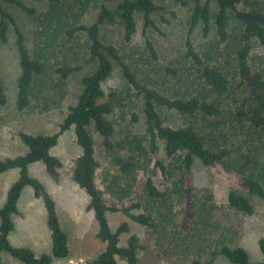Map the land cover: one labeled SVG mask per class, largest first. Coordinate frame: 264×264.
Returning <instances> with one entry per match:
<instances>
[{
    "label": "trees",
    "instance_id": "trees-1",
    "mask_svg": "<svg viewBox=\"0 0 264 264\" xmlns=\"http://www.w3.org/2000/svg\"><path fill=\"white\" fill-rule=\"evenodd\" d=\"M6 1L29 14L36 13L35 8L21 0ZM109 1L48 0V8L39 16L32 50L13 15L0 3V40H7L9 22L14 24L17 36L21 71L16 105L20 111L29 108L48 111L53 107L44 101L42 94L50 73L65 83L84 67V63L74 64L69 58L84 52L86 63L96 66L82 75V90L57 132L22 131L20 137L28 151L0 159V174L19 170V178L10 186L0 207V264H4V252L24 264H53L54 257L70 256L69 236L62 227L56 201L29 169L31 164L42 162L47 174L60 181L63 163L51 150L70 128L74 129L82 149L73 161L72 178L88 194L86 208L93 212L98 222L97 237L105 244L87 264H118L119 258L127 264H141L139 251L150 250L154 243L158 254L188 256L191 250L208 243V234L218 229L215 224L218 206L213 194L199 197L196 193L191 178L196 159L227 177L230 184L227 205L231 209L253 215L256 213L253 197L264 201V70L257 67L253 58L255 40L264 49V0H193V3L171 0L191 4V14L186 52L164 68L165 76H170V81L175 79L169 92L142 79L118 45L104 34V27L120 22L125 42L131 43L137 32L138 15H142L145 29L159 31L153 16L165 7L158 0H119L115 6ZM92 5L98 6L97 17L88 23L84 17ZM198 25L205 38L213 30L215 38H209V45L201 51L191 37ZM145 44L147 54L157 62L158 51L146 33ZM117 65L125 82L122 88L107 91L104 84ZM133 97L140 102L145 130L136 132L130 127L115 140L116 122L109 116L118 114L124 120L127 110H131L132 123H140V114L132 109ZM7 101L0 77V106ZM166 112L183 115L185 122L178 126L168 124ZM92 127L101 136L102 145L117 168V172L103 178L106 191L97 183L101 163L96 157ZM160 142L164 143L166 158L171 159L168 163L152 156L158 152ZM153 162V173H149ZM156 174L162 179L160 184L154 179ZM27 186L43 199L51 253L39 254L10 242L9 235L15 227L12 216L18 213V202ZM176 202L181 203L180 216L174 210ZM112 212H120L143 226L148 235L146 241L131 233L126 244H121V235L131 232L130 222L123 220L113 230L108 217ZM215 244L211 260L203 263L195 258L192 264H212L216 255L225 256L233 264H264L251 262L240 245L230 246L221 239ZM259 245L264 253V237Z\"/></svg>",
    "mask_w": 264,
    "mask_h": 264
},
{
    "label": "rangeland",
    "instance_id": "rangeland-1",
    "mask_svg": "<svg viewBox=\"0 0 264 264\" xmlns=\"http://www.w3.org/2000/svg\"><path fill=\"white\" fill-rule=\"evenodd\" d=\"M21 1L25 5L35 8L36 13L29 14L22 7L6 0H0V3L6 11L13 15L17 25L25 33L27 44L32 50L34 32L39 25V16L48 8V0ZM109 2L115 6L119 0ZM189 2L193 3V0H189ZM94 3L96 4L95 1ZM157 3L165 7L164 10L156 12L153 16L159 31L151 27L145 29L142 15H138L137 32L131 43L125 42L123 25L120 22L104 27V34L106 38L113 40L118 45L126 61L132 65V68L142 79L154 87L162 90L167 89L166 91L169 92L171 91L169 87L172 86L175 79L170 81V76H165L164 68L171 65L186 52L191 4L182 5L171 0H158ZM240 8L243 9L244 5H240ZM97 9L98 6L92 5L84 17V21L92 23L97 17ZM145 33L152 39L158 51L159 59L157 62L146 52ZM213 34L214 30L208 38H205L201 25H198L191 34L196 49L198 51L205 50L209 45V40H215ZM16 41L14 24L9 22L7 40L5 42L0 40V77L8 98L7 103L0 106V159L2 160L25 154L28 151L20 137V132L25 131L34 134L57 132L68 114L70 106L76 103L82 90L80 84L82 75L89 73L96 67L94 63H86L87 57H85L84 52L76 58H69L74 64L84 63V67L71 75L65 83L60 81L58 75L50 73L48 83L42 94L45 97L44 101L53 107L48 111H41L39 108L20 111L16 105L18 79L21 71ZM255 45L253 58H255L257 67L264 70V49L257 40H255ZM124 82L121 67L117 65L113 75L105 82L104 87L107 91L112 87L122 88ZM133 100L132 109L140 114V123H132L131 110H127L124 120L119 118L118 114L109 116L116 122L115 140H119L126 129L130 127H133L136 132H144L145 130V116L140 107V102L137 97H133ZM129 108L131 109V107ZM167 114L168 124L178 126L185 122L183 115L173 112H166ZM91 130L96 140V157L101 163V167L97 171V183L102 190L106 191L103 178L106 174L117 172V168L112 161L110 152L102 145L101 136L94 127ZM51 153L60 158L63 163L60 181H54L47 174L42 162L31 164L29 169L30 174L40 179L55 199L62 227L69 236L70 256L67 258L54 257L53 264H87L105 248V244L97 237L98 222L93 212L86 208L89 196L72 178L73 161L82 153L73 128L62 133L58 144L51 150ZM152 156L155 159H165L167 163L171 161V159L166 158L163 142H160L158 152ZM153 167L154 162L149 168V173H153ZM191 176L199 197L204 194H213L215 204L218 206L215 218L218 229L215 228L212 233L208 234L210 239L208 243L200 245L199 249L191 250L188 256L158 254L155 252L154 243L150 250L139 251L141 264H192L195 258L207 263L213 257L212 251L216 248L215 243L218 239H221L224 244L240 245L245 248L251 262L264 263V253L259 245L260 238L264 237V201L256 196L253 197L256 213L245 215L227 205L230 184L226 176L211 171L199 159L195 160ZM18 178V169H11L0 174V207L6 201L10 186ZM154 179L158 184L162 182L157 174ZM106 195L109 198V195ZM174 210L180 216L181 203L176 202ZM108 217L113 230H116L123 220L128 219L120 212L109 213ZM12 218L15 224L14 230L9 235L12 245L28 247L39 254L52 252V240L47 226L45 205L42 198L34 195L30 186L23 189L18 202V213L13 214ZM129 222L131 232L121 235V244H126L131 233L139 234L145 242L148 238L145 228L132 220ZM3 261L4 264H24L6 252L3 253ZM118 264L127 263L124 259L119 258ZM212 264L233 263L223 255H216Z\"/></svg>",
    "mask_w": 264,
    "mask_h": 264
}]
</instances>
